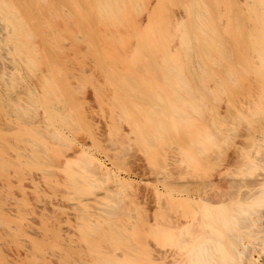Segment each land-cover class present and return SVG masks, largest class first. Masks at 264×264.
Instances as JSON below:
<instances>
[{
  "label": "bare ground",
  "instance_id": "bare-ground-1",
  "mask_svg": "<svg viewBox=\"0 0 264 264\" xmlns=\"http://www.w3.org/2000/svg\"><path fill=\"white\" fill-rule=\"evenodd\" d=\"M0 264H264V0H0Z\"/></svg>",
  "mask_w": 264,
  "mask_h": 264
},
{
  "label": "rangeland",
  "instance_id": "rangeland-1",
  "mask_svg": "<svg viewBox=\"0 0 264 264\" xmlns=\"http://www.w3.org/2000/svg\"><path fill=\"white\" fill-rule=\"evenodd\" d=\"M89 86H90V84L87 85V88H88ZM88 89H90V87H89ZM83 90L86 91V93L82 92V93H84V97H89L90 94H91V93H90V92H91V91H90L91 89H90V90H87L86 87H85ZM89 91H90V92H89ZM87 93H89L88 96H87ZM81 95H83V94H81ZM82 97H83V96H82ZM85 99H86V98H85ZM87 99H88V100H87ZM87 99H86V100L88 101V103H90L89 101H91V99H90V98H87ZM86 100H85V105H89L88 103L86 104ZM91 104H92V101H91ZM93 105H94V104H92V106L90 105V107H89V106H87V107H89V108H91V109L93 110ZM87 107L84 106L85 109H87ZM94 108H95V107H94ZM88 110H89V109H88ZM94 110H95V109H94ZM101 139H102V138H101ZM103 139H104V138H103ZM104 141H106V140H105V139L102 140V142H103V144H102L103 147H105V146L108 145V142H105V143H104ZM106 143H107V144H106ZM105 144H106V145H105ZM109 144H110V146H111V143H109ZM104 145H105V146H104ZM115 145H116V144H115ZM133 145H134V144H133ZM130 146H131V144H129V147H128V145H127V148H130V149H131ZM105 148H106V147H105ZM105 148H104V149H105ZM108 148H110L111 151H112V149H113L112 146H111V147L108 146ZM108 148L106 149L107 152H109V151H108V150H109ZM111 148H112V149H111ZM132 148H133V146H132ZM136 148H137V147H136ZM136 148H133V150H134L135 152L138 151V150H137L138 148H137V149H136ZM130 149H128V150H130ZM128 150H126V148H125V151H128ZM133 150H132L131 152L128 151L129 153H128L127 161H126V159H125V161L122 159L123 162H122V160H121V162L118 161L119 159H121V157H124V158L126 157L127 152H125V151H124L123 155H124V154H126V155H124V156H123V155H122V156L120 155L118 160H116V161L114 160L113 162L110 160V162H112V163H116V162H118V163H116V165H115V164L112 165V166H113L112 168H111V163H108L109 160H107L105 156H102L103 158L101 157V155H99V156H97V157H98L99 160H100V158H101V159H104V160L107 162V163H106L105 161L100 160L101 163L107 168V170H108L109 172L111 171L110 168L112 169V172H110L112 175H115V176H117V177H119V176H120V177H123V178H119V179H121V180H122V179L126 180V181L122 180L123 182H127V183H128V181H129V183H130V182L132 181V183H131L130 185H129V183H128V185H129L130 187L127 186V187H129L130 189L126 187V184H125V183H123V184L125 185V188H126V189L123 188V189H124L123 192L126 191L127 189H128V191L131 190V192H132V188H133V187H134V188H133V189H134L133 191L135 192L136 189L138 188L137 190H139V191H138V192L136 191V192H137V195H138V194H139V195H138V196L135 195L136 192L133 194V195L137 196L138 198L136 199V198H134V196H133V198H132V199H135L136 201H135V200H134V201H133V200L131 201L130 198H127V197H126L125 199H126L127 201L125 202V204H126V207H128V206L130 207V206H132V203H131V202H133V206H137V208H136L135 210L138 209L136 212L133 210V212H135L134 214L139 215V213L143 210V211H142L143 213H141V214H142V217H146L147 214H145L144 211H146V213H147V208H150V207H149V205L151 206L150 202L152 203V201H153L154 198L151 197V195H150V194H152L151 192L148 193V195H147L146 198H144V197H145L144 194L146 193V191H147V192L150 191V189H148L147 187H146L147 190H145V186H144V185H145L146 183H147V185L150 184L151 181H149L150 183H148L147 181L144 180V181H145V182H144V181L142 180V178H143L144 176H141V177H140V173H141V172H144L145 170H146V171H145V173H146V172H147V168L145 169V164L142 165V163H145V162H144L143 159H141L142 156L139 155V152L135 154L137 158L135 157V159H132L135 163L131 160V157H132V156L134 157V153H135ZM109 154H111V153H109ZM121 154H122V153H121ZM130 154H131V155H130ZM103 155H105V154H103ZM129 155L131 156L130 158H129ZM138 156H139V157H138ZM140 156H141V157H140ZM133 157H132V158H133ZM128 159H129L130 163H131V162L134 163V165H133L134 167H132V164H129ZM137 159H139V160L141 159V160H140V161L138 160V161H139V162H138ZM142 160H143V161H142ZM136 161H137V163H138L140 166H139L138 164H136ZM125 162H126L127 164H126ZM140 162H141V164H140ZM124 163H125L126 166H124ZM117 164H118V165H117ZM129 165H130V167H129ZM136 165H137V166H136ZM107 166H108V167H107ZM122 166H123V167H122ZM115 167H120V168H119V169L117 168V169L115 170ZM136 167H137L138 169H137V172L135 173V171H136L135 168H136ZM139 167H140V169H141L142 171H140ZM142 167H143V169H142ZM146 167H147V166H146ZM122 168H123V169H122ZM131 168H132V169H131ZM113 169H114V171H113ZM115 171H116L117 173H116ZM127 171H128V172H127ZM138 171H139V172H138ZM190 171H191V170H189V172H190ZM193 171H194V170H193ZM193 171H191V172H193ZM114 172H115V173H114ZM130 172H131V173H130ZM175 172H177V171H174V172L172 171L173 174H174ZM113 173H114V174H113ZM119 173H120V174H119ZM137 173H139V174H137ZM184 173L187 174V172H183V173H182L183 176L186 175V174L184 175ZM118 174H119V175H118ZM136 174H137L138 176H137ZM176 174H177V173H176ZM191 174H193V173H191ZM141 175H142V173H141ZM180 175H181V174H180ZM188 175H190V173H189ZM181 177H182V175H181ZM186 177H187V176H186ZM145 178H147V177H145ZM183 178H184V177H183ZM146 180H147V179H146ZM142 182H144V183H142ZM143 184H144V185H143ZM151 184H152V183H151ZM156 184H157V183H156ZM184 184H187V183H184ZM132 185H133V186H132ZM135 185H136L137 188H135ZM137 185H138V186H137ZM141 185H142V187H140ZM154 185H155V184H153V187H154ZM131 186H132V187H131ZM149 186H150V185H149ZM155 186L158 188V190H159V192H160V190H161L160 186H159L158 184L155 185ZM188 186H189V185H188ZM188 186H187V187H188ZM150 187H151V186H150ZM153 187H152V188H153ZM156 187H155V189H156ZM185 187H186V186H185ZM142 188H143L144 190H143ZM180 189H181V188H180ZM189 189H190V186H189V188H187V189H185V190H186V191H189ZM140 190H141V191H140ZM142 190H143V192H142ZM177 190H179V189H177ZM181 190H184V188H182ZM181 190H179V191H181ZM185 190H184V191H181V192H185ZM190 190H192V189H190ZM128 191L126 192L127 194L129 193ZM144 191H145V193H144ZM120 192H122V190L119 191V193H120ZM131 192H130V193H131ZM124 193H125V192H124ZM130 193H129L128 195H130V197H131L132 195H131ZM127 194H125V195H127ZM146 194H147V193H146ZM180 194H181V193H180ZM185 194H186V192L183 193L182 195H185ZM123 195H124V194H123ZM143 195H144V196H143ZM148 196H150L151 198H149ZM143 198H144V201H143ZM148 198H149V201H150V202L147 200ZM128 199H130V200H128ZM146 200H147L149 203H148ZM151 200H152V201H151ZM129 201H130V202H129ZM127 202H129V203H128L129 205L127 204ZM145 202H146V203H145ZM130 203H131V204H130ZM121 204L123 205V202H122ZM135 204H136V205H135ZM146 204H147V205H146ZM122 205H121V206H122ZM139 206H140V207H139ZM122 207H125V206L123 205ZM129 207H128V208H129ZM128 208H127V209H128ZM132 208H133V207H132ZM140 208H141V209H140ZM129 209H130V211H132L131 208H129ZM133 209H134V208H133ZM139 210H140V211H139ZM131 213H132V212H131ZM137 213H138V214H137ZM132 215H133V214H131V216H132ZM143 215H144V216H143ZM133 217H134V219L131 218V220H134V221H135V216L133 215ZM137 217H138V218H137ZM137 217H136V218H137L136 220L142 218V217L140 218V215L137 216ZM121 219H122V215H121ZM145 219H146V218H145ZM146 220H147V219H146ZM134 221H132V223H133ZM138 221H139V220H138ZM136 222H137V221H136ZM137 223H139V222H137ZM137 223H135V224H137ZM133 224H134V223H133ZM135 224H134V225H135Z\"/></svg>",
  "mask_w": 264,
  "mask_h": 264
}]
</instances>
